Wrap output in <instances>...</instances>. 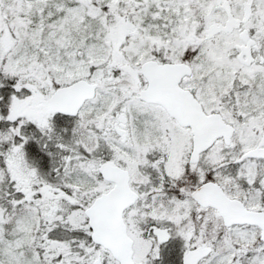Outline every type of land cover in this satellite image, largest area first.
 I'll list each match as a JSON object with an SVG mask.
<instances>
[{
  "label": "snow or ice",
  "instance_id": "1",
  "mask_svg": "<svg viewBox=\"0 0 264 264\" xmlns=\"http://www.w3.org/2000/svg\"><path fill=\"white\" fill-rule=\"evenodd\" d=\"M0 264H264V0H0Z\"/></svg>",
  "mask_w": 264,
  "mask_h": 264
}]
</instances>
